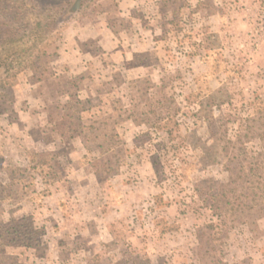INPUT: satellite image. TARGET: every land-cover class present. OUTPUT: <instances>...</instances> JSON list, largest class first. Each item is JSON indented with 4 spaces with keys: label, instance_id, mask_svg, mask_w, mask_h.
I'll use <instances>...</instances> for the list:
<instances>
[{
    "label": "rangeland",
    "instance_id": "1",
    "mask_svg": "<svg viewBox=\"0 0 264 264\" xmlns=\"http://www.w3.org/2000/svg\"><path fill=\"white\" fill-rule=\"evenodd\" d=\"M108 10L123 41L142 28L130 61L109 62L97 46L76 74L53 60L63 74L37 90L40 115L15 125L12 114L30 106L31 70L0 88V264H264V203L235 219L211 206L212 195L252 198L231 191L225 165L256 152L264 163V0H0V44L30 45L35 22L47 23L32 52L42 71V51ZM76 98L91 106L83 124L104 121L88 148L66 136L65 104ZM42 151L56 154L47 186L18 170ZM8 226L42 244L5 245L16 235Z\"/></svg>",
    "mask_w": 264,
    "mask_h": 264
},
{
    "label": "trees",
    "instance_id": "2",
    "mask_svg": "<svg viewBox=\"0 0 264 264\" xmlns=\"http://www.w3.org/2000/svg\"><path fill=\"white\" fill-rule=\"evenodd\" d=\"M46 24L47 23H44L42 21L35 22L34 27L31 31L30 39L28 40L29 42H31L30 45H13V39H9L7 41V44L5 45L0 44V68H3V75L0 76V88L5 87L4 83L8 79L11 80V83H15L16 76L26 69L31 70V74L27 78L28 82L30 83L41 81L44 78V70H47L46 72H48L49 75L53 74L52 68L49 65L53 62V60L58 58L59 55L56 52L45 53V51H42L41 55L46 58L45 64L48 65V67L47 69H45L44 67L42 71L33 69V64L40 57V55L37 54L34 56V53L32 52L36 50L38 41L41 39L43 28L46 26ZM30 57H32V59H30ZM27 59H30L29 63H27ZM70 98H72V96H70ZM65 107L66 111L64 112V118L71 120L68 122V135L66 136L68 138L79 137L83 146L85 148H88L90 141L98 136L97 133L100 130L101 126L104 125V121H95L89 125L83 124L81 122V112H84L85 110L91 108L88 100L82 101L76 98L75 101H69L68 103H66ZM109 144L105 148H103L102 145H99V152L106 153L111 150L113 146H111L110 141ZM243 144L244 143L242 142V148L240 151L243 150L242 152L246 154L248 153V151H245L246 148L243 146ZM261 154V152H256L255 155H251L248 158L246 157L245 159L247 160V165H239L238 168L235 166V172L234 168L225 165L224 168L228 172L229 184H235L234 187L231 188V191L233 190V192H236L239 188H247V190L250 189L252 191V198L239 200V198H241L240 195L239 197H233L232 195L231 199L229 196H227V194L224 193L220 194L219 196L212 195L211 206L215 208V210H219L214 211V214H216L217 216L228 214L227 216L235 219L245 210H250L253 207H260L262 203H264V185H262V182L264 180L262 172L264 171V163L263 158H261ZM55 158L56 154H54L52 151L34 152L29 161V166L25 169L18 170L20 172L26 171L27 169L30 171H37V175H39L41 178V183L47 186L54 181L53 178L52 180L47 179V176L49 174L54 176V166L52 164V160H54ZM29 177L31 179V176ZM241 179H245V182L240 183L239 180ZM24 219L26 218H22V220ZM20 220L11 217L10 223H17ZM29 226L33 230L32 222H30ZM203 227L206 229H214L215 225L214 223H208ZM7 233L9 234V236H11L12 234L16 235L8 238L7 241H5V245H17L29 248L36 247L38 244H42V242L37 239V237L30 236L32 231L29 232V234L26 232L22 233L19 229L15 228V226H8ZM18 237L22 238L21 241H17L16 238ZM25 237L27 238L24 239Z\"/></svg>",
    "mask_w": 264,
    "mask_h": 264
},
{
    "label": "crops",
    "instance_id": "3",
    "mask_svg": "<svg viewBox=\"0 0 264 264\" xmlns=\"http://www.w3.org/2000/svg\"><path fill=\"white\" fill-rule=\"evenodd\" d=\"M106 12L107 13L105 16L99 17L97 21L95 20L92 22H85L73 27L72 34L64 40V43L66 44L63 43V37L61 38V43L55 51L59 55L57 59H60L61 61L64 59L65 62L69 64V70L73 72V74H76V72L79 71V68L77 67L81 66V69L83 65H85V63L92 58L93 52L90 51L96 46L99 50H101L100 52L103 57H108L109 62H115V64H118L124 60L130 61L131 58L137 53L136 50L138 49L134 47L135 43L128 44V40L133 42L135 41L133 37L137 38L136 36L140 35L141 37L137 39L139 41L144 40L142 37V28L137 26L134 29H130V31L126 33L125 40L123 41V37H120V32L117 30V28H115L118 24L116 25V23L109 22L107 18L109 10ZM128 14L129 17L127 21H129L130 24H135L133 18L130 16V10L127 15ZM124 32H127V29ZM63 45H65L66 47L64 48L67 49L65 52L63 51ZM90 45H93V47H90ZM136 45H140V42H137ZM69 46H71L73 49L70 50ZM75 69L76 71H74ZM61 74H63V71L57 69L56 73L53 72V76L51 75L49 78L43 81L35 83L26 81L27 87L32 92L31 96H25V99L27 98V103H29L30 106L27 107V112L18 111L15 114H12L15 117V120L13 119L12 122L13 125L19 124V120L21 118L30 119L31 117L35 118V115H40L38 114L39 112L33 113L35 108H40L42 102L41 98H39L40 95L37 93V90L42 84L45 83L48 85L52 83V85L55 86V82L57 81L56 77L61 78ZM58 88L59 87L56 83V90H59Z\"/></svg>",
    "mask_w": 264,
    "mask_h": 264
}]
</instances>
